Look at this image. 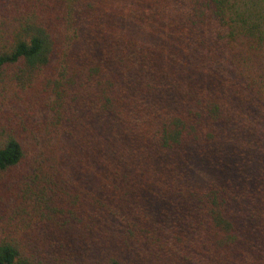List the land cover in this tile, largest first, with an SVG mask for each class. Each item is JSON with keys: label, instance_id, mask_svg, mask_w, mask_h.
<instances>
[{"label": "trees", "instance_id": "trees-1", "mask_svg": "<svg viewBox=\"0 0 264 264\" xmlns=\"http://www.w3.org/2000/svg\"><path fill=\"white\" fill-rule=\"evenodd\" d=\"M0 264H264V0H0Z\"/></svg>", "mask_w": 264, "mask_h": 264}]
</instances>
